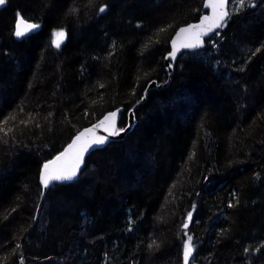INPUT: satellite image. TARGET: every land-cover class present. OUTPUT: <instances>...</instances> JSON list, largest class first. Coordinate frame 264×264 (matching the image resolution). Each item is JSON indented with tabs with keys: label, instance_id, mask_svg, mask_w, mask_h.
I'll return each instance as SVG.
<instances>
[{
	"label": "trees",
	"instance_id": "16d2710c",
	"mask_svg": "<svg viewBox=\"0 0 264 264\" xmlns=\"http://www.w3.org/2000/svg\"><path fill=\"white\" fill-rule=\"evenodd\" d=\"M204 3L6 0L0 264H184L188 235L190 264H264V0H230L226 25L169 74L170 39ZM17 13L39 25L21 39ZM152 80L165 84L148 88ZM116 107L119 127L134 109V128L92 152L77 179L43 192L42 163ZM51 195L73 206L44 220ZM35 232L41 240L26 245Z\"/></svg>",
	"mask_w": 264,
	"mask_h": 264
},
{
	"label": "snow or ice",
	"instance_id": "6c2138e0",
	"mask_svg": "<svg viewBox=\"0 0 264 264\" xmlns=\"http://www.w3.org/2000/svg\"><path fill=\"white\" fill-rule=\"evenodd\" d=\"M251 3L252 0H249ZM6 0H0V6L4 5ZM229 0H205V7L209 8L210 14L201 17L198 24H190L186 27H182L176 33V37L172 40V51L169 53V57L172 59L176 58L177 52L181 48L194 49L203 45V38L213 33L216 29L223 28L229 17L230 12L228 10ZM245 0H240V5L243 6ZM75 11V9H73ZM99 11L102 13L105 11V7H100ZM38 24L29 23L27 20L17 13L15 22V28L13 35L20 39L26 36L29 32L37 29ZM161 32L165 29H160ZM218 34V33H217ZM54 39L52 41L53 46L59 48L63 43L66 33L61 29L53 33ZM261 49L257 48L255 51L259 52ZM255 53H253L254 55ZM147 91V89H145ZM143 99V97L141 98ZM119 109L106 115L98 124L93 125L91 128L85 129L78 133L72 140V142L61 152L59 155L54 157L52 160L43 164L40 172V183L44 188L49 187L53 181H70L74 179L81 165L84 162L85 153L93 145H103L107 141L105 136H96L95 130L100 127H104V130L108 133V136H119L125 131L124 128H117L116 118L119 113ZM15 119V117H10ZM8 123V119L0 122V132H5L3 125ZM21 123H26L21 121ZM11 129H7L10 132ZM5 132V134H7ZM91 134V135H90ZM43 195V193H41ZM235 203L229 202L228 207L234 208L239 203L238 198L233 194ZM192 214H188V220L185 221L183 227L188 228V221L191 220ZM155 243V242H153ZM150 247L152 245H149ZM20 245H17L19 248ZM194 244L192 236L188 235L183 245V262L184 264H190V258L193 256ZM247 252L248 249H245Z\"/></svg>",
	"mask_w": 264,
	"mask_h": 264
},
{
	"label": "water",
	"instance_id": "95a60500",
	"mask_svg": "<svg viewBox=\"0 0 264 264\" xmlns=\"http://www.w3.org/2000/svg\"><path fill=\"white\" fill-rule=\"evenodd\" d=\"M229 1H230V0H229ZM5 4H6V3H5ZM5 4L2 5V6H0V10L5 6ZM228 5H229V3H228ZM204 6H205V3H204ZM205 8H206V7H205ZM206 9H207V11H206L205 13H203V14L199 17V19H197V20H195V21H192V22H188V23L182 24V25L178 26L177 29L175 30V32H174V34H173V36H172V38L170 39V42H169V51L166 53V55H165V57H164L165 69H166V71H167L169 74H170L171 71H172V67H173L172 62H174V61L177 59V57H178V56H179L184 50H187V49H185V48H181L180 51L177 52V55H176V58H175V59L170 58V57H169V53L172 51V48H173V45H172V40H173V38L176 37V33L178 32V30H179L180 28H182V27H186L187 25H190V24H198V23L200 22V19H201L202 16H204V15H209L211 10H210L209 8H206ZM26 20H27V19H26ZM15 22H16V20H15ZM15 22H14V28H15ZM27 22H29V23H34V22L30 21V20H27ZM35 24H36V23H35ZM36 30H37V29H35V30L29 32L28 34L33 33V32H35ZM216 31H217V29H216L213 33H210L208 36H205V37L203 38V45L205 44V39L211 37ZM28 34H27V35H28ZM15 38H16V37H15ZM22 38H23V37H22ZM20 39H21V38H20ZM65 39H66V38H65ZM65 39H64V41H65ZM64 41H63V42H64ZM203 45H202V46H203ZM162 85H164V84H157L155 80H152V81L148 84V88H149V87L151 88V87H154V86H157L158 88H160ZM117 109L120 110L119 113H118V115H117V118H116V125H117V128H124L125 131L122 132L119 136H111V137H110V136H108V133L104 130V127H103V126L100 127V128H97V129L95 130V135H96V136H105V137H107V141H106V143L103 144V145H93V146H92V147H91V148L85 153V155H84V162H83V164L81 165V168H80V170L78 171V174H77V176H76L74 179H72V180H70V181H53V182L49 185V187H50L53 183H68V182H72V181H74L75 179H77V178L79 177V175H80V173H81L83 167H84L85 159H86V158H87L92 152H94V151H96V150H98V149H101L102 147L108 145V144H109L110 142H112V141H120V140H123V139L127 136V134H128L133 128H134L135 123H136V117H135L134 109H130V110L128 111V113H127V122H126V124H125L123 127H119L120 113H121V111L123 110V108H122V107H116V108H114V109H112V110H108V111L104 112L103 115H101V116H100L97 120H95L94 122H92V123H90V124H88V125L82 127L81 129H79L78 132H77V133L71 138V140H70V141H69V142L63 147L62 150H60L58 153H56V154H55L54 156H52L50 159L45 160V161L42 163L41 168H42V166H43L44 163H46V162L52 160L54 157H56V156L59 155L61 152H63L64 149H65V148H66V147L72 142L73 138H74L78 133L84 131L85 129L91 128L93 125L98 124L99 121H101L106 115H108V114L111 113V112L116 111ZM90 135H91V134H90ZM41 168H40V172H41ZM40 172H39V184H40V186L42 187V191L45 192L49 187L44 188V187L41 185V183H40ZM20 262H21L22 264H26V263H25V259H24L23 257L20 258Z\"/></svg>",
	"mask_w": 264,
	"mask_h": 264
},
{
	"label": "rangeland",
	"instance_id": "374dc122",
	"mask_svg": "<svg viewBox=\"0 0 264 264\" xmlns=\"http://www.w3.org/2000/svg\"><path fill=\"white\" fill-rule=\"evenodd\" d=\"M163 84H165V83H163ZM127 155H129V157H134L135 156L134 153L133 154H127ZM67 206H69V208H70V207L73 206V204L71 202H66V200H64L62 198H58V197L53 198L52 195H51L50 196V199H49L48 205H45L43 207V210H42V213H41V217H44V220H45L47 218L45 216H48L47 215L48 213H57V212H59L60 210L64 209ZM35 233L36 234L33 237H30L29 240H27L25 242L26 245H29L30 241L33 244L35 240H37V239H40L41 240L40 235L37 234V232H35ZM34 246L36 248L38 247L37 244H35ZM24 252H25V250H24ZM25 254H26V252H25ZM25 263L27 264V261L26 260H25ZM19 264H22L20 262V259H19ZM28 264H33V263L31 261H29Z\"/></svg>",
	"mask_w": 264,
	"mask_h": 264
}]
</instances>
